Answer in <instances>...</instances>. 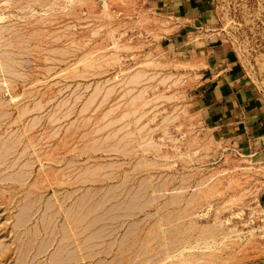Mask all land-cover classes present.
<instances>
[{"label": "rangeland", "instance_id": "rangeland-1", "mask_svg": "<svg viewBox=\"0 0 264 264\" xmlns=\"http://www.w3.org/2000/svg\"><path fill=\"white\" fill-rule=\"evenodd\" d=\"M209 3L264 102V0ZM180 24L162 0H0V264H264V163L204 118Z\"/></svg>", "mask_w": 264, "mask_h": 264}, {"label": "crops", "instance_id": "crops-1", "mask_svg": "<svg viewBox=\"0 0 264 264\" xmlns=\"http://www.w3.org/2000/svg\"><path fill=\"white\" fill-rule=\"evenodd\" d=\"M162 1L181 22L180 28L188 31L190 40L195 38L192 42L197 47L192 50L197 56L191 62L196 68V103L202 112H207L204 118L225 138L247 142L252 159L264 163V102L250 89L240 64L230 58L222 44L215 42L214 33L206 32L213 29L214 23L209 0Z\"/></svg>", "mask_w": 264, "mask_h": 264}, {"label": "bare ground", "instance_id": "bare-ground-1", "mask_svg": "<svg viewBox=\"0 0 264 264\" xmlns=\"http://www.w3.org/2000/svg\"><path fill=\"white\" fill-rule=\"evenodd\" d=\"M13 99H14V98H13ZM40 165H41V164H40ZM41 166H43V165H41ZM75 178H76V177H75ZM85 205H86V204H85ZM89 208H90V206H89ZM92 208H93V207H92ZM92 208H91V209H92ZM78 210H79V209H78ZM93 210H94V209H93ZM93 210H92V212H93ZM89 211H90V210H89ZM66 212H67V211H66ZM85 212H86V211H85ZM79 213H80V212H79ZM88 213H89V212H88ZM84 214H85V213H84ZM85 216H86V215H85ZM87 216H88V215H87ZM71 218H72V217H71ZM71 218H70V219H71ZM82 218H83V217H82ZM78 219H79V218H78ZM78 221H79V220H78ZM78 221H77V222H78ZM72 222H74V220H73ZM80 223H81V222H80ZM89 223H90V222H89ZM73 224H74V223H73ZM87 224H88V223H87ZM87 224H86V225H87ZM86 225H85V226H86ZM86 227H87V226H86ZM45 235H46V234H45ZM90 235H91V234H90ZM88 239H89V238H88ZM248 243H249V242H248ZM250 243H251V242H250ZM81 244H82V243H81ZM210 245H211V244H210ZM183 250H184V249H183ZM181 253H182V251H181ZM170 255H171V254H170ZM172 258H173V257H172ZM168 259H169V256H168ZM182 259H183V258H182ZM188 261H190V260H188ZM183 262H185V261H183ZM187 263H188V262H187Z\"/></svg>", "mask_w": 264, "mask_h": 264}]
</instances>
